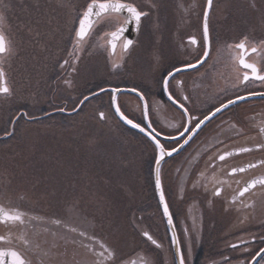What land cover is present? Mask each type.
<instances>
[{"label":"flooded vegetation","instance_id":"af4514ba","mask_svg":"<svg viewBox=\"0 0 264 264\" xmlns=\"http://www.w3.org/2000/svg\"><path fill=\"white\" fill-rule=\"evenodd\" d=\"M90 2L87 1V4ZM124 2L148 12L147 16L142 17L139 28L134 23L127 25V30L113 50L107 42L110 37L105 34L115 31L122 23L123 14L119 21L115 18L95 20L90 34L81 42L87 44L88 49H92L93 45L100 48L101 55L105 57L107 77L102 86L105 91L98 95L92 96L96 92L92 91L93 82L86 80L76 91V84L71 78L72 73L76 72L71 66L79 64V68L86 67L85 62L90 56L85 60L83 57L75 58L72 65L66 54L56 53L54 49L40 52L45 45L39 50L38 38L30 33L21 36L22 65L10 60L2 66L8 52L0 54V69L5 72L6 81L12 90L11 95H0V104L5 103L2 114L9 119L8 132L27 129L29 125L39 126L43 122L54 123L61 116L74 118L80 108L98 99V109H108L121 125L122 134L137 141L144 152V158L138 157L139 164L135 171L139 180L148 183V194L155 205V212L142 213L138 209L137 218L141 221L142 216L152 217L156 220L152 225L158 231V234L154 230L140 231L147 247L156 250L171 248V264H176L154 183L156 151L149 134L154 136L159 133L156 138L166 151L173 148L178 151L161 163L160 179L184 264H202L206 255L211 258L206 264H264V252H261L264 249V185L256 183L240 195L253 181L264 179V81L252 78L251 70L239 65L241 53L235 48L248 36L239 35L237 41L231 42V47L221 46L219 22L215 23V18L219 17V3L213 2L207 21L209 45L205 57L203 26L207 1L200 3L201 8L197 10L199 17L192 22V18L184 12V46L177 45L174 40L171 43L161 37H154L158 21L151 1ZM186 7L187 3L184 4V10ZM81 15L73 18V38ZM160 28L166 27L162 25ZM4 33L0 34L4 36L9 49L12 48L13 54L12 38L7 31ZM170 35H173V31H170ZM191 38H195L197 43L192 44ZM125 39L133 42L126 52L122 47ZM249 41L247 38L245 61L255 64L258 74L264 75V40L257 39L255 45H250ZM253 47L257 49L256 52L251 51ZM111 63L116 65L114 70L111 69ZM134 64L138 66L132 72ZM113 71L117 72L113 75ZM169 72L173 76L169 77ZM245 72L249 80L242 82ZM165 77L169 80L167 90L164 87ZM61 86H66L68 91L74 93L70 100H66L79 101L81 106L77 111L61 112ZM113 89L125 90L117 94V106L128 119L144 128V132L127 127L117 118L112 105ZM44 94L47 100L43 101ZM141 96L143 99H140ZM229 100L234 103L228 104ZM222 104L228 106L221 108ZM217 108H221V111L217 112ZM101 114L98 116L102 119ZM205 117L211 118L204 120ZM201 120L204 123L197 129L196 125ZM241 148L251 150L240 152ZM229 153L231 155H227ZM221 155H225L224 160L219 159ZM145 157L149 160L142 169L147 160ZM174 181L182 182V193L176 192ZM8 198L0 195V206L13 211ZM258 215H261L260 218L254 219ZM16 222L0 223V237L4 238L0 240V249L17 251L28 264L22 242L12 238L11 227ZM145 232L160 247L152 244L143 235ZM185 246H198L194 256L191 254V263V255L185 251ZM206 248H211V252L207 253ZM146 255L148 257L142 254L122 264H149L151 256ZM163 255H158V264ZM4 264H7V260Z\"/></svg>","mask_w":264,"mask_h":264},{"label":"rangeland","instance_id":"374dc122","mask_svg":"<svg viewBox=\"0 0 264 264\" xmlns=\"http://www.w3.org/2000/svg\"><path fill=\"white\" fill-rule=\"evenodd\" d=\"M87 1L0 0V33L7 31L14 45L13 55L8 40L11 50L2 66L10 60L22 65L21 36L30 33L38 38L39 50L45 45L40 52L54 49L56 53L66 54L72 65L75 58L85 60L90 56L86 67L71 66L76 70L71 78L76 91L86 80L93 82L92 91H101L107 77L101 49L95 45L88 49L87 44H77L72 37L73 18L83 13ZM149 1L154 4L158 21L154 37L171 43L174 40L184 46V12L192 22L199 17L200 3L207 0ZM213 2L219 3L215 23L219 22L221 46L230 45L241 35L248 36L250 45H255L257 39L264 40V0ZM162 25L166 28L161 29ZM170 31H173L172 36ZM115 63H111L112 70ZM137 66L134 64L132 72ZM59 90L61 112L77 111L81 106L79 101L66 100L74 93L66 86ZM44 100H47L45 94ZM98 103V99L92 100L91 105L88 102L74 118L61 116L54 123L29 125L12 133L8 132L9 119L2 114L5 103L0 104V188L10 192L2 196L9 197L12 210L22 214V223L18 221L11 227L12 238L22 242L28 264H122L142 254L151 256L149 264H158L159 254H164L160 264H171V248L147 247L140 236L143 230H154L158 234L152 225L156 220L147 215L142 216L141 221L137 218L138 209L142 213L155 212L148 183L139 180L135 171L138 157L144 158L142 147L127 134L123 135L119 122L108 109H98ZM99 113L104 114L102 119ZM101 153L109 155L103 158ZM5 160L15 163L5 168L2 167ZM148 160L144 161L142 169ZM98 171L102 176L97 175ZM174 188L177 193L184 190L182 182L178 181H174ZM101 244L113 253L110 259L107 253L98 255L103 252ZM197 250L198 246H185L190 255L194 256ZM206 252H211V248H206ZM209 260L206 255L202 264Z\"/></svg>","mask_w":264,"mask_h":264},{"label":"snow or ice","instance_id":"6c2138e0","mask_svg":"<svg viewBox=\"0 0 264 264\" xmlns=\"http://www.w3.org/2000/svg\"><path fill=\"white\" fill-rule=\"evenodd\" d=\"M213 0H207V6L204 9V26H203V40H204V45H205V51H204V56L207 57L208 55V45H209V31H208V15L209 11L212 7ZM123 19L122 23H119V26L116 27L115 31H111L109 33H106L105 35L107 37H110L108 39V44L111 46V48L114 50L117 46V41L121 40V37L123 36L124 32L127 30V25L130 23H134L137 28H139L141 24L142 17H145L148 15V12H145L143 10H139L136 6H134L130 2H124V0H91L90 3L87 4L86 9L83 11L80 19H79V27L75 29V37L74 40L77 44L83 42L85 38L90 34L92 28H93V18L96 19V21L102 20L104 18H115L119 21V18L121 17L122 14ZM246 39L241 40L240 43L235 45L236 49L240 50L241 55L238 58V63L240 66L246 69L251 70V75L252 78L264 81V75H259L258 74V69L255 64L247 63L245 61V53L247 51L246 48ZM190 42L192 44H196L197 41L195 38H191ZM132 40L125 39L123 40L122 47L123 50L126 52L129 49V46L132 44ZM264 43V42H262ZM231 47V46H230ZM10 49L5 41V38L2 34H0V54L9 52ZM252 52H256L257 49L253 47L251 49ZM202 62V61H199ZM67 63V61H65ZM63 67V65H62ZM113 67H116V65H113ZM189 67H195V65H189ZM179 71V69H177ZM168 76L171 77L173 76L172 72L168 73ZM249 80V75L247 72L244 73L243 75V81H248ZM169 80L167 77L164 78V87L165 90H167ZM11 89L8 86V83L5 78V72L0 69V95H11ZM101 91H104L101 89ZM116 89L112 90V104L113 106H116ZM87 99V97H85ZM140 99H143V96L140 97ZM169 99H172L171 96H169ZM238 99H244L243 97H239ZM234 101L229 100L228 104H232ZM228 104H222L221 108H226ZM147 107V105H145ZM221 108H217L216 111L219 112L221 111ZM63 111V109H60ZM116 112L118 115H120V118L124 120V122L128 125H131L133 128H139L141 132H144V128H142L139 124L134 123L131 119H128L124 114L121 113L120 108L116 106ZM103 117V114H101ZM209 119V117H205L204 120ZM204 120H201L197 125L196 128H200V126L204 123ZM150 127V125H149ZM186 131H188L186 129ZM194 131V130H193ZM151 136V139L153 140L155 144V151H156V157H155V164H156V175H155V186L157 192L160 194V204L163 206V214L165 217L168 218V223L169 225L172 224V216L169 212V208L167 203L165 202L164 194L162 191L161 187V179H160V168L159 165L161 161L164 159L165 156H171L173 152H175L177 149L173 148L171 150L165 149V146L160 143V141L156 138L160 134L156 133L154 136L149 134ZM183 136V133L181 134ZM187 141H185L186 143ZM251 149L248 148H241L239 151L240 152H248ZM231 155V153L227 154ZM220 160L225 159V155L219 156ZM233 171H236L235 169ZM243 171V169H241ZM256 183H260L264 185V179H261L260 181H253L248 187L244 188L241 192L240 195H243L244 192H247L250 187H253ZM219 195V191L216 193ZM19 221L22 223V214L16 212L15 210L13 211H7L5 210L2 206H0V223H7V222H16ZM72 231H75V229H72ZM81 235H84V233H81ZM145 237H147L148 240L152 242V244L156 245V247H160L157 242L152 239V237L147 233H143ZM4 239L3 237H0V240ZM100 247L103 249V252L99 253L98 255L103 256L104 253H107L108 258L110 259L113 256V253L106 248L103 244L100 245ZM261 252H264V249H261ZM177 254L179 255V249H177ZM259 255V253H257ZM10 258V259H8ZM7 260V264H26V261L22 258L20 253L17 251L13 250H6V249H0V264H4V262ZM180 264H184V259L181 257L180 258Z\"/></svg>","mask_w":264,"mask_h":264},{"label":"water","instance_id":"95a60500","mask_svg":"<svg viewBox=\"0 0 264 264\" xmlns=\"http://www.w3.org/2000/svg\"><path fill=\"white\" fill-rule=\"evenodd\" d=\"M206 6H207V5H206ZM123 15H126V13L123 14ZM95 20H96V19L93 18V21H94V22H95ZM104 91H105V90H104ZM104 91H99V92L93 94L92 96L98 95V94H100V93H102V92H104ZM122 91H125V90H117V92H116V96H117L118 93H120V92H122ZM112 105H113V104H112ZM116 106H117V103H116ZM116 106H113V110H114V113H115V115L117 116V118L120 120V122H122L124 125H126L127 127L131 128V129H134V130H138V131H139V130H140L139 128H133V127H131V125L126 124V123L124 122V120H122V119L120 118V115H118L117 112H116ZM211 117H212V116H211ZM211 117H210V118H211ZM210 118H209V119H210ZM177 152H178V151L176 150L175 152L172 153L171 156L175 155ZM171 156H165L164 159L161 161V163H162L165 159H167V158H169V157H171ZM161 163H160V165H159V168H160V166H161ZM156 167H157V166H156V164H155V166H154V183H155V175H156L155 169H156ZM155 190H156V186H155ZM156 195H157L158 203H159V206H160V209H161V213H162V215H163V217H164V220H165V223H166V226H167V230H168V232H169V234H170V237H171L170 239H171V242H172L173 254H174L175 262H176V264H180L181 253H180V250H179V255L177 254V249H179V245H178V242H177V239H176V234H175V231H174L173 223H172L171 225H169V223H168V218L165 217L164 214H163V206L160 204V194H159V192H157V190H156ZM262 253H263V252H262Z\"/></svg>","mask_w":264,"mask_h":264},{"label":"trees","instance_id":"16d2710c","mask_svg":"<svg viewBox=\"0 0 264 264\" xmlns=\"http://www.w3.org/2000/svg\"><path fill=\"white\" fill-rule=\"evenodd\" d=\"M65 150V149H64ZM66 151V150H65ZM103 150H100V152H102ZM102 154V157L103 158H106V157H108V155H109V153H101ZM100 156V154L98 155V157ZM5 163L6 164H4V165H2V167L4 166L5 168H7L8 166H10L11 164H14L15 162H7L6 160H5ZM112 169H114V165L111 167ZM29 175H31L32 174V172H30V173H28ZM97 175L98 176H102L101 175V173H100V171H98L97 172ZM14 179V181H17L15 178H13ZM11 181H12V179H10ZM0 195H4L6 192L5 191H2V188H0ZM7 193H10V192H7Z\"/></svg>","mask_w":264,"mask_h":264}]
</instances>
